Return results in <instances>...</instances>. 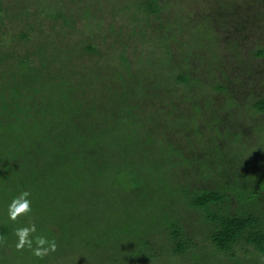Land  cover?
<instances>
[{"label": "trees", "instance_id": "1", "mask_svg": "<svg viewBox=\"0 0 264 264\" xmlns=\"http://www.w3.org/2000/svg\"><path fill=\"white\" fill-rule=\"evenodd\" d=\"M25 1L0 0V199L7 206L6 214L0 209V241L23 240L40 264L69 240L77 253L69 254L71 264H155L162 256L217 264L208 256L218 253L231 264L245 245L264 256V170L252 161L246 127V119L264 121V43L243 53L247 61L237 45L250 33L256 0H210L220 8L208 14L215 21L203 30L210 35L179 50L180 60L165 48L166 75L152 67L141 79L140 69L129 68L127 50L135 48L109 40L122 27L94 13L106 3L161 28L169 20L161 18L162 0H92V7L77 0L83 19L62 8L75 0L59 7ZM14 12L27 19L26 29L16 28ZM253 18L259 27L264 22L260 12ZM79 21L90 31H78ZM221 23L233 38L216 36ZM180 24L174 29H186ZM133 34L154 39L142 26ZM220 43L232 48V68L218 58ZM200 45L209 50L203 68L192 62L205 55L196 51ZM257 178L258 188L249 189ZM25 191L29 210H10ZM185 210L196 212L197 225ZM20 228L34 234H18ZM37 231L44 240L29 244ZM53 243L55 252L47 249Z\"/></svg>", "mask_w": 264, "mask_h": 264}, {"label": "rangeland", "instance_id": "2", "mask_svg": "<svg viewBox=\"0 0 264 264\" xmlns=\"http://www.w3.org/2000/svg\"><path fill=\"white\" fill-rule=\"evenodd\" d=\"M7 1H11L14 3L15 1H20L22 3H27V1L25 0H7ZM30 1L33 2V0H30ZM38 1L43 2V3H46V2L49 3V0L47 1L38 0ZM63 1L64 0H54V2H57L56 4L58 7L61 5V2ZM82 1L86 4H89V7L90 6L92 7V0H82ZM121 1L122 0H118V2H121ZM169 1L170 0H162L164 5L160 12L161 18L163 20V18L165 17L167 18V20L168 19L169 20H168V26L164 24L161 28L157 27V23L154 22V18H152V20L150 21H144L141 18L139 20H136L134 18H131L128 11H125L124 9L122 11L113 10L106 3H104V5L101 6L100 10H97L94 13V15L98 17L104 12V16H103L104 18L106 19L108 17L115 18V21H114L116 23L115 27L117 28L122 27L121 33L120 34L116 33L114 37L109 35V40L115 39L114 41L116 42L117 38H119L120 42L122 41V42L128 43L129 45L135 48L136 52H134V54L131 53V49L127 50L128 51L127 55L129 57V60H132L131 61L132 63L129 68L140 69V74L136 76L140 79L143 76L148 77V78L151 77V75L145 72L148 71V69L151 70L152 67L156 69V74H158L157 72H159V75L161 74L166 75L168 65H166L165 63V60L167 59L166 54H164L165 48H172L173 54L177 50V55H174V60L175 59L180 60L181 51H183V49L193 44L199 45V42L202 39H204V37L210 35L208 29L203 30L205 24H210V23H213V21H215L213 18L209 19L208 14L209 12L216 13L218 9L220 10V8L218 7L219 5L212 4L213 1H210V0H204L205 2H203V0H171L172 5L169 3ZM199 1H202V2H199ZM241 2H243V0H241ZM188 3H191L192 5ZM252 3H253L251 4L252 6L250 5V12L248 16L252 17L253 25L251 26V30L249 29L250 33L245 32L243 35V37L245 38L239 41L237 44L239 48L238 53H241L240 56L241 57L243 56L242 58L246 61L251 60V59H247V56H245V54L243 53H246V51L248 50H253L258 45H261L264 43V22L260 24V27H259L258 25L259 22L253 18V16H255L256 13L260 12V19L264 20V15H263L264 0H259V1L256 0V1H253ZM62 8L67 12L69 11L73 12L74 17L78 19H83L81 18L80 15H82V9L84 7L81 5V3L79 4L77 0L70 2L69 7L65 5ZM180 16L181 17L183 16L186 19L184 23H182ZM35 17L36 16L29 17L28 22L33 23L34 19L35 20L37 19ZM14 21H15L14 25L16 26V28H18L19 30L26 29L24 27V22H26L27 24V19L25 18V20H22L17 15L16 12H14ZM7 22H9L8 18H7ZM179 22L181 23L180 25L185 26L186 29H189V27H194L196 29H194L191 32H188L186 29L177 31L174 29V26H177ZM141 26L151 31L152 36L154 35V39L152 38L149 40H140L134 34L132 35L134 28L139 29L141 28ZM224 26H226V24H224ZM224 26H222V23L217 26L218 33L216 34V36L218 35L220 37L222 35L223 37L225 36L228 39L233 38V31H230V33L227 34ZM77 28H78L77 29L78 31H82V32L90 31V27L87 26L86 23L84 25L83 22L81 21L78 22ZM9 30L11 31L10 33L12 34V28H10ZM157 30L159 31L158 32L159 35L156 34ZM0 31H4V29ZM203 41H206V40H203ZM96 42L101 45L102 39H100L99 37L96 39ZM204 44L206 45L207 43H204ZM176 45L178 49H176ZM216 45L217 43H215L213 46H216ZM219 46L220 47H218L219 49L218 58L222 57L223 62L227 66L232 68L234 66V62L231 59H228L231 56L230 54L232 51L231 46L228 45L227 48H225V46H223L221 43ZM16 48L18 50H22V47L20 45H18ZM196 51L202 52V54H205L204 55L205 58L202 57V58H196L192 60L193 65H195V67L203 68L204 67L203 64L205 63L204 59L205 60L207 59L206 54H208L209 50L203 47V45H200V47L197 48ZM147 55L151 56L149 58V61L152 58L151 63H148L147 61L142 60V59H141L142 61L139 60V57L141 58L143 56L147 58ZM132 57H134V60L132 59ZM141 69L143 70L141 71ZM240 72L243 74V76L248 75V73H245L244 71L240 70ZM240 72L237 74L239 75ZM246 127L249 128L251 131V133L249 134V139L252 141V145L248 142V146L247 144L246 146L250 152V155H252V161L255 160L257 163H259L258 165L262 166V169L264 170V121L259 120V121H256L255 124L251 123L250 125L248 119H246ZM241 142L242 141L237 142L238 147L243 146ZM262 179L263 178L251 179L252 181L248 185V188L251 190H256L258 188V185H260V182L262 181ZM230 205L232 206L235 204L233 203V201H230ZM6 207L7 206L2 205V201L0 199V209H1L2 214L7 213ZM171 208L173 207L171 206ZM186 211L187 210H185V212ZM186 214L187 215L190 214V220L192 221V224L197 225V222H196L197 220L194 219V216H196V212L195 211L188 212V213L186 212ZM7 221L9 220H6V222ZM191 221L185 222L184 220L182 221L181 219V222L183 225L184 224L188 225V223L190 224ZM0 222H3V221H0ZM186 229L190 230L191 228L187 226ZM16 230L18 234L23 233V235L26 237L30 234H34L33 233L34 231H31V230H28L26 233H24V231H22L23 228L16 229ZM36 234H37V238L35 237L34 240L31 242V244L39 245L41 244L40 240H44V235L43 234L40 235L39 231H37ZM21 243L24 244L23 240L22 241L13 240L11 242L6 237H4L3 240L0 241V264H40L36 262L35 259L32 258L34 255L33 250L35 248H33L32 246L29 247V245L26 243H25V246L18 248L17 244H21ZM68 244H70V246L67 249L62 250V252H55L60 248L58 246H55V250H54L55 258L51 259V263H57V264H71L72 263V260H74V256L77 255V253L75 252V249H74L75 244L73 245V242H71L70 240ZM23 247L27 249V252H26L27 254L19 252V250ZM29 248L31 249L30 251H29ZM47 249L51 251L50 248H47ZM47 249L44 251V254H45V258L49 260V253ZM39 251H41V249ZM41 253L43 252L41 251ZM70 253H75V254L74 256H71L69 255ZM236 255H239L240 257L235 258L233 260V263L231 264H264V261H263L264 256H261L257 254L256 252H254L252 247L249 245H245L244 247H240V246L236 247ZM78 256L81 257L82 255L79 254ZM78 256H76L75 258H78ZM202 256L205 258L204 260L207 259L206 254H202ZM214 256L217 259H214V257L212 256H208V258L211 259L212 261H215V263L217 264L223 263L222 259L219 260L221 258V253H218ZM156 261L157 262L155 264H169V263L175 264L174 261H179V258H176V257L168 258L166 256H162V259L157 257ZM51 263L45 262L43 264H51Z\"/></svg>", "mask_w": 264, "mask_h": 264}, {"label": "clouds", "instance_id": "3", "mask_svg": "<svg viewBox=\"0 0 264 264\" xmlns=\"http://www.w3.org/2000/svg\"><path fill=\"white\" fill-rule=\"evenodd\" d=\"M28 197V193L25 191V192H21L19 196L15 197L13 199V201L9 204V209H13V207H18L20 208L21 210L23 211H28L29 210V200L27 199ZM22 231H27V230H22ZM28 243L30 244L31 241H28ZM23 244H17V247H22ZM50 249L51 250H55V244H51L50 245Z\"/></svg>", "mask_w": 264, "mask_h": 264}]
</instances>
